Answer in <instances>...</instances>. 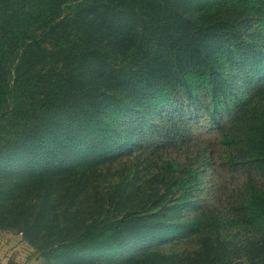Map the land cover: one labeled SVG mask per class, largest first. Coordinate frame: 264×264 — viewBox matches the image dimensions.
<instances>
[{
	"label": "trees",
	"instance_id": "obj_1",
	"mask_svg": "<svg viewBox=\"0 0 264 264\" xmlns=\"http://www.w3.org/2000/svg\"><path fill=\"white\" fill-rule=\"evenodd\" d=\"M0 230L42 264H264V0H0Z\"/></svg>",
	"mask_w": 264,
	"mask_h": 264
},
{
	"label": "rangeland",
	"instance_id": "obj_2",
	"mask_svg": "<svg viewBox=\"0 0 264 264\" xmlns=\"http://www.w3.org/2000/svg\"><path fill=\"white\" fill-rule=\"evenodd\" d=\"M185 107L186 106L182 107L183 111L185 110ZM180 115H182V113L178 116ZM183 118L186 119L185 121L189 125L190 133L194 136V138L201 139L200 144L203 143L207 145L216 155L222 153V148H220L218 144L220 134L208 123V118L202 110L197 115H190V113H187L186 115H183ZM183 118H181V121L184 120ZM207 167L208 168L206 169L205 176L203 178L204 181L202 182L204 188L199 194V199L196 198L195 204L192 205L193 207H197L198 204L211 202V194L215 190L214 185H212V180L216 177V174L214 172L213 164H208ZM219 168L220 169L217 171V177H219V184L224 186V188L231 187L236 177L240 180L243 179V175L240 174V172L231 169L228 164H224V166ZM215 180L216 179H214V181ZM226 194L227 193L223 194V199ZM202 197H207V200L202 201ZM223 205H225V203H223ZM193 207L189 208L185 212L186 216L193 217L195 215V209ZM235 231H237L236 226L233 228V232ZM184 241L185 240L183 239L167 240L161 243H155L147 247L139 248L137 252L140 253L149 249H158L164 252L179 251L185 247ZM34 256L33 248L22 239L20 234H16L8 230H0V264H3L7 259L14 260L16 264L43 263L40 259H37Z\"/></svg>",
	"mask_w": 264,
	"mask_h": 264
},
{
	"label": "crops",
	"instance_id": "obj_3",
	"mask_svg": "<svg viewBox=\"0 0 264 264\" xmlns=\"http://www.w3.org/2000/svg\"><path fill=\"white\" fill-rule=\"evenodd\" d=\"M10 260H12V259H7V260H5V262H4L3 264H8V262H9ZM12 261H14V260H12Z\"/></svg>",
	"mask_w": 264,
	"mask_h": 264
}]
</instances>
